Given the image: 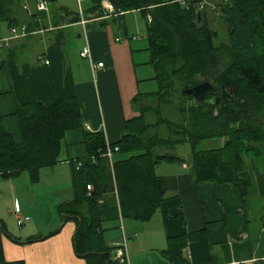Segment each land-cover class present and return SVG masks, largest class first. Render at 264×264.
Here are the masks:
<instances>
[{
  "label": "crops",
  "instance_id": "obj_1",
  "mask_svg": "<svg viewBox=\"0 0 264 264\" xmlns=\"http://www.w3.org/2000/svg\"><path fill=\"white\" fill-rule=\"evenodd\" d=\"M226 2L219 0L214 6ZM108 3L103 0L100 9L92 11L93 0H48L47 9L38 11L37 0H0V40L8 39L7 44L0 46V119L5 130L19 144L22 136L17 107L36 101L50 106L56 100L75 98L82 120V127L66 133L60 162L40 170V177L43 171V176L46 175L47 169L57 175L51 186L56 193L50 200L51 210L55 208L57 216L54 212L50 214L49 208L46 214L42 209L43 218L47 217L45 225L30 223L21 234L25 238L23 243L8 232L0 217L6 232L16 240L14 245L1 239L7 262L87 264L74 251L75 221L62 223L64 216L57 213L59 204L75 196L71 163L87 156L86 132H100L105 143L117 144L125 134L126 122L139 114L136 98L157 92L146 18L139 11L106 13L103 5ZM204 4L208 2L204 0ZM22 27L24 36L9 39L11 28L19 31ZM86 46L93 62L102 63L101 68L92 71L89 60L79 56ZM223 143L224 139H220L218 147ZM180 146L187 145L177 146L176 155ZM253 146L259 151L252 159L253 165L264 177V148ZM126 157L117 153L108 162L111 183L105 197L111 195L117 200L112 163ZM181 158L185 160L182 164L162 162L155 167L165 194L148 221L122 219V230L119 217L118 221L101 223L106 245L120 242L123 233L128 264H173L163 254L168 239L198 234L182 249V257L189 264H264V196L260 194L256 175L250 176L252 186L243 212L235 187L197 183L189 170L190 154ZM23 173L29 176L21 172L4 181L11 185L12 179ZM61 182L66 185L62 195V190L57 191ZM9 184L2 182L0 197L1 190L9 188ZM28 205L22 198H15V215L22 211L36 214ZM86 208L84 204L81 210ZM32 236L43 238L28 243Z\"/></svg>",
  "mask_w": 264,
  "mask_h": 264
},
{
  "label": "trees",
  "instance_id": "obj_2",
  "mask_svg": "<svg viewBox=\"0 0 264 264\" xmlns=\"http://www.w3.org/2000/svg\"><path fill=\"white\" fill-rule=\"evenodd\" d=\"M101 1L93 0L92 11L100 9ZM107 1L115 14L139 11L143 17L150 16L147 31L157 92L136 98L138 116L126 122L125 134L110 145L128 156L112 163L117 200L111 195L105 197L111 182L102 133L86 132L87 156L71 163L75 196L59 204L57 213L64 216L62 223L75 221L74 251L87 264H118L111 260L114 248L106 245L101 223L118 221L119 215L126 220L148 221L165 194L155 167L162 162L184 163L174 153L179 145L189 147L188 165L195 181L235 187L243 212L252 174L264 196V177L252 162L259 153L253 145L264 148V0H227L218 5L227 37L219 43L206 20L204 0H188L186 5L178 0ZM202 81L224 89L226 96L218 106H207L190 96H181V106L173 104L171 92L176 85L183 91ZM167 111L178 121L169 119ZM16 112L22 136L19 144L0 119V177L27 172L31 182L37 183L41 169L60 162L66 133L82 127L81 113L75 98L56 100L50 106L36 101L18 106ZM162 129L166 136L161 135ZM216 139H224L222 147L199 148L201 142ZM87 186L92 190L87 191ZM84 204L87 208L82 211ZM3 234L8 233L0 220V264H24L4 259ZM196 236L168 239L164 256L173 264H189L182 257V249ZM42 237L32 236L27 242Z\"/></svg>",
  "mask_w": 264,
  "mask_h": 264
},
{
  "label": "rangeland",
  "instance_id": "obj_3",
  "mask_svg": "<svg viewBox=\"0 0 264 264\" xmlns=\"http://www.w3.org/2000/svg\"><path fill=\"white\" fill-rule=\"evenodd\" d=\"M206 1L208 2V4H205L204 9L211 29L216 33V35H218L217 43H219L220 41L225 42L227 39L225 33V25L221 21V18L217 19V17H219L220 11L217 10V6H214L215 5L214 2L219 0H206ZM201 79L203 80V78L198 77V80ZM181 91H182L181 86L176 85L173 88V91L171 92L172 94H174L172 96V99H173V104L176 107L181 106V102H183V100H181V96H182ZM170 111L174 113L173 110L170 109ZM170 111H167L169 119L173 120V122H177L178 119H174V117L169 116ZM151 121L153 120L151 119ZM161 135L166 136V131H164V129L161 130ZM219 143H220V139L209 140V141L201 142L199 148L200 149L216 148L218 147ZM176 153L178 156L186 157V155L190 154L189 147L180 146L177 148ZM43 172L41 177L39 172V181L37 183L31 182L30 178H28L29 176H27L26 173H23L22 175H20L15 179H12L11 182L14 183H12L11 185L8 183L9 181H4V178L0 177V187L2 182L7 186L8 184L10 185L9 188L6 186L4 190H1L2 194L0 197V217L5 221L8 232L16 240L18 239L22 240L21 241L22 243L25 242L24 240L25 238L21 237V234L29 226L30 223L34 222L36 226H40V227H43L45 225V221L47 220V217L44 219L42 213L44 212L46 214L48 212L46 211V209L49 208V213L52 214L54 212V216H57L55 212V208L51 210L52 202H50L51 197L53 198L54 197L53 195H55L56 193V190L51 189V186L54 184L57 175L56 174L52 175L53 173H51L50 169H47L45 171L46 175L44 176H43ZM50 177H52V180H49L51 179ZM68 186L69 185H67V187ZM65 187L66 185H62V182L60 186H58L59 190L57 191L62 190L60 195L63 194L64 192L63 189ZM15 198L18 199L22 198L25 202L29 203L28 206H32L30 210L31 212L37 211L36 214H30V213H26V211L25 212L22 211L21 212L22 217L29 219L22 226L18 225L16 220V215L13 210V202ZM42 209H44L43 212ZM2 238L7 239L8 241L16 245L15 242L13 241V238H11L9 234H3ZM106 238L107 241H109L107 235ZM24 245H31V244H24Z\"/></svg>",
  "mask_w": 264,
  "mask_h": 264
},
{
  "label": "built area",
  "instance_id": "obj_4",
  "mask_svg": "<svg viewBox=\"0 0 264 264\" xmlns=\"http://www.w3.org/2000/svg\"><path fill=\"white\" fill-rule=\"evenodd\" d=\"M180 2L181 5H186L188 0H178ZM48 6V0H37V10L38 11H45L47 9ZM201 8H203V6H201ZM103 10L106 13H113L114 12V7L112 4L108 3V4H104L103 5ZM146 22L149 24L151 22V18L149 15H147L146 17ZM11 32V38H16V37H20V36H24L25 35V28H21L19 31L16 30L15 28H11L10 30ZM7 40H0V46L3 44H7ZM79 56L82 59H88L91 65V69L92 71H95L98 68L102 67V63L101 62H97L94 63L92 58H91V54H90V49L88 46L84 47ZM88 129V127H87ZM105 153H104V157L107 158L108 162L112 161V157L115 153L119 152V148L117 146H110V144L105 143ZM79 164H77L76 166V170H78L79 168ZM87 191H91L92 188L91 186H87L86 187ZM16 220L19 226H22L26 221H28V218H24L22 217L21 214H16ZM119 221H120V229L122 230V218L119 215ZM111 247L114 248L113 252H112V256H111V260L118 263V264H128V257H127V249H126V239L122 233V240L118 243H112Z\"/></svg>",
  "mask_w": 264,
  "mask_h": 264
},
{
  "label": "water",
  "instance_id": "obj_5",
  "mask_svg": "<svg viewBox=\"0 0 264 264\" xmlns=\"http://www.w3.org/2000/svg\"><path fill=\"white\" fill-rule=\"evenodd\" d=\"M197 16L200 19L199 13ZM221 92H224L223 88H221ZM181 94L182 96H190L193 100L202 102L207 106H218L220 100L226 96L225 94L219 95L216 86L209 81H202L191 88L183 90Z\"/></svg>",
  "mask_w": 264,
  "mask_h": 264
},
{
  "label": "flooded vegetation",
  "instance_id": "obj_6",
  "mask_svg": "<svg viewBox=\"0 0 264 264\" xmlns=\"http://www.w3.org/2000/svg\"><path fill=\"white\" fill-rule=\"evenodd\" d=\"M216 88H217V87H216ZM217 90H218V94H219V95H221V96H222V95H224V94H225L224 92L222 93L220 89H218V88H217Z\"/></svg>",
  "mask_w": 264,
  "mask_h": 264
}]
</instances>
